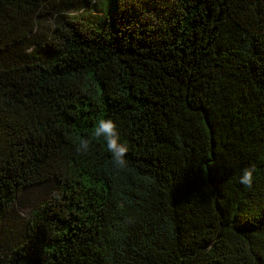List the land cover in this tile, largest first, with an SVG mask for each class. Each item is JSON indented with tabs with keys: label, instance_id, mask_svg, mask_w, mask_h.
Returning a JSON list of instances; mask_svg holds the SVG:
<instances>
[{
	"label": "trees",
	"instance_id": "trees-1",
	"mask_svg": "<svg viewBox=\"0 0 264 264\" xmlns=\"http://www.w3.org/2000/svg\"><path fill=\"white\" fill-rule=\"evenodd\" d=\"M91 1L0 0V264H264V0Z\"/></svg>",
	"mask_w": 264,
	"mask_h": 264
},
{
	"label": "rangeland",
	"instance_id": "rangeland-1",
	"mask_svg": "<svg viewBox=\"0 0 264 264\" xmlns=\"http://www.w3.org/2000/svg\"><path fill=\"white\" fill-rule=\"evenodd\" d=\"M106 0H95L89 4L75 8L58 7L57 12H63L71 16H79L81 18L88 17L93 13V4L95 7H104ZM52 26V16H46L37 21L34 31V38L38 41L44 40L47 37L48 30ZM11 51V50H10ZM39 192L38 187H30L28 190L21 192L17 198L12 210L8 213L6 219L3 221L0 230V244L2 246L8 245L12 240L19 237L23 221L29 215L32 205L36 201V193ZM3 249L2 252H5Z\"/></svg>",
	"mask_w": 264,
	"mask_h": 264
},
{
	"label": "clouds",
	"instance_id": "clouds-1",
	"mask_svg": "<svg viewBox=\"0 0 264 264\" xmlns=\"http://www.w3.org/2000/svg\"><path fill=\"white\" fill-rule=\"evenodd\" d=\"M91 137L102 141L105 150L110 153L114 165L123 167L125 165L124 154L128 151V145L122 140L116 124L110 117H100L96 120ZM90 140L81 137L78 142L77 151H87ZM238 182L243 186H249L252 182V169L246 167L241 170Z\"/></svg>",
	"mask_w": 264,
	"mask_h": 264
}]
</instances>
